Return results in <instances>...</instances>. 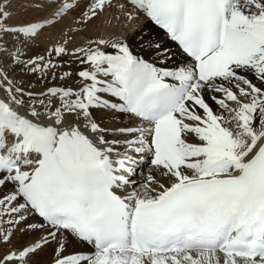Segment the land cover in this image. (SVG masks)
<instances>
[{
    "label": "snow or ice",
    "instance_id": "1",
    "mask_svg": "<svg viewBox=\"0 0 264 264\" xmlns=\"http://www.w3.org/2000/svg\"><path fill=\"white\" fill-rule=\"evenodd\" d=\"M10 2H0V250L17 232L40 235L0 251V264H35L52 245L51 264H264V0H34L43 15L9 23ZM77 9L76 24L113 34V20L143 17L187 59L144 27L71 51L61 29L45 54L27 55ZM64 56L81 67L57 77ZM17 71L75 76L77 87L32 91ZM98 109L135 124L106 128Z\"/></svg>",
    "mask_w": 264,
    "mask_h": 264
},
{
    "label": "bare ground",
    "instance_id": "2",
    "mask_svg": "<svg viewBox=\"0 0 264 264\" xmlns=\"http://www.w3.org/2000/svg\"><path fill=\"white\" fill-rule=\"evenodd\" d=\"M26 13H28V11ZM113 14L117 15V16L120 14L118 8H113L111 10V13L109 14V16L111 17V15H113ZM33 16L35 17V15H33ZM27 17H29V16H27ZM113 24L115 25V33L114 34L111 30L106 31L104 26L100 25L99 22L92 24V25H88L84 31H81L82 28H84V26L78 25L75 22H73V23H71V22L70 23H62V25L56 30L55 33L48 31L38 41L40 43V45L34 44L32 46V48L28 51L31 54H34V52L41 54V52L43 50H46L47 47H50L51 44L54 43L56 40H60V39L64 38L62 35V32H61V29L63 30V33H67L68 36L73 37L72 42L68 45V48L70 51L72 49H74L75 47L84 45L82 40L78 39L81 35H83L86 40L88 38L95 39V38H99V37H103L105 39H109V38L117 39V38H123L126 35L130 36L134 29H137L140 27H144L145 31H152L154 36L156 33H160L158 30H156L151 25H149L148 22L143 17H141L139 20L135 21L134 24H128L127 26L124 25L123 20H121L120 22L113 20ZM123 27H124V29H123ZM160 35H161L162 39L164 40V42L169 44L171 51L173 53H176L175 61L176 62L185 61L186 59L177 51L175 46L171 42H169L162 35V33H160ZM107 50H109V49H107ZM135 51L139 52V48H136ZM71 59H72L71 57L65 56V60L63 61L64 62L63 66L59 69H55L57 77L64 71L75 72V71H78L80 69L81 66L78 65V63H76L75 61H72L71 66H69V64L67 62L70 61ZM77 79L78 78H76L74 76L71 79L62 82L59 79L52 80L51 75H49L47 77V81H48V83H53V84L45 87L44 89H36L33 91L39 92V91L45 90L51 86H71V87L75 88V87H77V85H76ZM94 116L102 124V126L109 128V129L123 127V126L127 125V121H128V118L126 116L121 117L120 114H113V113L107 112L106 110L104 111L103 109L95 110ZM110 118H113V119L116 118L117 120L114 122L111 121L112 123H109V120H107V119H110ZM148 171H152L151 165L147 167L146 171L142 175L144 178L150 174V173L148 174ZM135 179L137 181H139L140 177L136 176ZM74 248H76V250H83V251L89 250L87 248V246H76Z\"/></svg>",
    "mask_w": 264,
    "mask_h": 264
},
{
    "label": "rangeland",
    "instance_id": "3",
    "mask_svg": "<svg viewBox=\"0 0 264 264\" xmlns=\"http://www.w3.org/2000/svg\"><path fill=\"white\" fill-rule=\"evenodd\" d=\"M0 2H2V0H0ZM35 8H36V4L34 3V0H11V2L8 4V8H7V10L12 15V19L9 21V23L19 22V21L26 20V19H31L32 17H34L33 15H35V17L38 16V15H43L42 13H38V12H37L38 13L37 14L36 11H34ZM27 11H28V13H26ZM79 12H80V10L77 9L76 12H73L70 15H66L65 18L61 21V23H59L56 26V28L49 29L48 31L52 32V33H55L56 30L62 25V23H70V22L73 23V22H75L76 19H79ZM27 16H29V17H27ZM123 29H124V27H123ZM84 30H85V28H82L81 31H84ZM78 39L82 40V42L84 44L87 41L84 38L83 35H81ZM36 44L40 45L39 42H37ZM107 51H112V50L109 49ZM43 54H45V50H43L41 52V54L36 53V52H34V54H31L29 51H27V55L28 56L43 55ZM60 60H61L62 63H64L63 61L65 60V56L60 58ZM16 79L18 81H22L23 82V85H22L23 87H25L26 89L32 90V91L36 90V89H44L45 87L53 84V83H48L47 77H45L43 80H41L38 76H33V75H30V74L20 73L19 71H17V73H16ZM107 120H109V123H112V122L116 121L117 119L116 118H114V119L110 118V119H107ZM128 126H132V125H128ZM148 166H150V162L149 163H145L142 166L141 174L146 171ZM150 172L151 171H148V174ZM143 178L144 177H142L141 179H143ZM39 235H40L39 232L32 233V234H21V233L17 232L12 237L11 245L5 246L0 251H7L9 248H11V249L20 248L21 246L25 245L30 240L34 239L36 236H39ZM54 247H55V245L49 246V247L45 248L43 251H41L36 257H34L33 259L35 261V264H51L52 257H53V248ZM69 247L70 248H68V252L76 250V248H74V247H76V245H70Z\"/></svg>",
    "mask_w": 264,
    "mask_h": 264
}]
</instances>
